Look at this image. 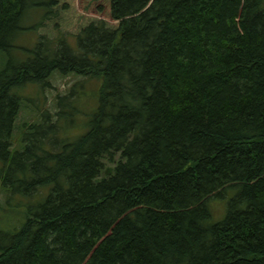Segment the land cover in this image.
Instances as JSON below:
<instances>
[{"label": "trees", "instance_id": "1", "mask_svg": "<svg viewBox=\"0 0 264 264\" xmlns=\"http://www.w3.org/2000/svg\"><path fill=\"white\" fill-rule=\"evenodd\" d=\"M33 6L38 41L0 72V180L45 196L0 264H264V0H0V49ZM55 71L102 79L86 130L61 135L79 110L57 94L16 146L12 89Z\"/></svg>", "mask_w": 264, "mask_h": 264}, {"label": "rangeland", "instance_id": "2", "mask_svg": "<svg viewBox=\"0 0 264 264\" xmlns=\"http://www.w3.org/2000/svg\"><path fill=\"white\" fill-rule=\"evenodd\" d=\"M44 13L43 7H30L24 16L23 29L14 42V47L9 50L0 49V72L11 59L15 62L26 60L38 41V31L35 24L40 21ZM69 43L77 48V40L74 36H68ZM48 85H42L38 82H27L26 84L15 87L13 92L21 96V108L16 118V128L14 130L15 145L19 147V140L24 129L25 123L38 122L40 114L43 111L56 113L58 106L56 104L57 94L66 95L71 91L75 92L76 106L78 113L68 115L62 118L60 123L62 128L61 135L70 136L73 129H79L81 134L87 128V121L93 114L98 103L99 88L102 79H91L82 75H63L55 71L48 79ZM68 111V110H67ZM81 128H84L81 131ZM77 136V135H74ZM4 163L0 160V171ZM9 196L1 188L0 180V232H14L21 227L26 219L30 208L37 206L45 196L40 197L24 195L20 192L9 190ZM213 221H220L224 218L223 208L227 207V199L215 200L209 204ZM1 238V237H0Z\"/></svg>", "mask_w": 264, "mask_h": 264}, {"label": "bare ground", "instance_id": "3", "mask_svg": "<svg viewBox=\"0 0 264 264\" xmlns=\"http://www.w3.org/2000/svg\"><path fill=\"white\" fill-rule=\"evenodd\" d=\"M2 84V83H1Z\"/></svg>", "mask_w": 264, "mask_h": 264}]
</instances>
